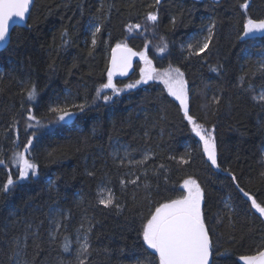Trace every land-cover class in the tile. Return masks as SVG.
<instances>
[{"label": "trees", "instance_id": "obj_1", "mask_svg": "<svg viewBox=\"0 0 264 264\" xmlns=\"http://www.w3.org/2000/svg\"><path fill=\"white\" fill-rule=\"evenodd\" d=\"M242 3L160 0L150 7L154 0H34L27 27L15 26L11 43L0 50V160L5 161L0 183L17 175L13 153L24 151L34 130L28 127L35 124L29 111L44 125L54 123L41 128L26 154L38 174L7 195L0 192V264H77V236L83 241L89 227L85 264H158L155 250L143 242V224L160 203L183 195L189 177L203 190L214 264H244L240 256L264 250V218L239 191L264 203V100L259 99L264 69L257 59L264 53V37L237 39L248 16L264 18V0H249L247 13ZM150 11L158 21L146 34L153 38L149 59L156 68L171 65L184 73L189 114L212 129L219 168L211 166L179 101L161 84L148 81L111 101L92 102L106 81L110 49L125 39L138 52L144 48L147 36L127 37V29ZM213 22L209 48L189 55L187 45L194 51ZM91 24L100 26L95 45ZM138 63L114 82L137 79ZM25 81L35 82V100H28ZM213 97H219L218 105L210 103ZM86 102L84 112L67 123L56 124L48 111L74 110L72 105ZM123 145L128 162L113 156V149ZM133 179L136 183H129ZM101 186L113 190L119 209L98 204ZM56 221L62 227L53 237ZM65 236L68 252L62 247ZM225 249L228 254L215 255Z\"/></svg>", "mask_w": 264, "mask_h": 264}, {"label": "snow or ice", "instance_id": "obj_2", "mask_svg": "<svg viewBox=\"0 0 264 264\" xmlns=\"http://www.w3.org/2000/svg\"><path fill=\"white\" fill-rule=\"evenodd\" d=\"M32 0H0V46L7 48L11 43L10 22L13 18H19L20 21L25 20L26 13L30 10V4ZM160 4V0H154V4L150 7H156ZM239 7L247 13L249 8V0H244V3ZM146 20L155 24L158 21V15L156 12H148ZM176 18H172V23L175 24ZM215 26L213 22L208 28V36L203 43L197 45L193 51V45H187L189 55H200L209 48L212 39V30ZM30 27V25H28ZM137 29L141 26L135 25ZM100 32V26L96 25L94 31H92V44H96V34ZM62 35H66L63 33ZM257 37H264V18L255 19L248 16L243 23V31L237 36L240 41L254 40ZM64 43H68L67 40ZM147 47V46H146ZM167 43L165 42L162 47L159 48L160 53H165L167 50ZM139 55L147 65H151V61L147 58L145 52L136 53L127 45L116 44L112 48V55L110 61V67L107 70V83H104L96 90V96L93 98V103L97 99L102 98L105 102L111 101L113 96H118L122 91L135 88L141 83H147L149 80H162L166 86L167 92L170 96L174 97L176 101H179V107L183 112L184 118L191 125V131L203 144V153L206 155L207 160L210 161L211 166L219 168L220 165L217 162V146L215 137L211 131L206 129L202 124L197 122V118L189 114V90L187 81L184 78V73L179 67L169 69L162 75L156 72L154 68H141V78L135 83L125 85L124 88H119L113 82V77L117 74L123 76L127 74L128 69L131 67V57ZM50 68L52 65L49 66ZM222 67V66H221ZM261 69H264V64H261ZM213 71H219L220 68H213ZM155 73V74H153ZM26 95L29 101L35 100L37 97V86L35 82L25 81ZM244 83V78L241 77V84ZM249 87H251L249 85ZM102 89H110L112 96L102 95ZM259 99L264 100V94ZM211 104L218 105L219 97H213L210 101ZM70 110L68 107H50L48 111L55 116V123L61 122L67 123L77 115V112L83 113L85 108L88 107L87 102L79 105H72ZM28 120L35 121V124H29V128H33V135L27 140V144L24 145V151L13 153V163L17 165V175L15 178L12 174L8 175V179L3 183H0V192L7 195L12 191L16 185L34 177L38 174V165L27 157V153L31 151L30 146L33 144V139L36 138L37 133L41 128H48L54 122L49 121L48 125L42 124L40 120L34 116L31 111L28 114ZM144 159H148V155L144 156ZM122 162V161H121ZM183 163H187L182 159ZM5 161L0 160V166H3ZM231 175L233 181L236 180L235 175ZM93 175V173H89ZM264 177V173H261ZM136 179H139L137 177ZM121 185H124L125 181L121 179ZM129 183L135 184L136 180H130ZM239 188V185H236ZM183 188L187 190L186 195H181L176 199H170L166 202L160 203L155 210L151 212L147 218L146 223L142 228V239L149 249L155 250L158 254V264H214L211 259L213 256V244L210 238L209 229L207 228L202 212V200L203 190L200 184L193 178L189 177L183 181ZM239 191L246 197L250 203L251 208L255 209L261 217H264V203L258 202L257 199L244 191L243 188H239ZM98 204L104 207H116L120 208V204L116 202V197L111 188L101 186L98 190ZM62 227V221L55 222L56 231L52 233L55 237L60 228ZM83 228V224L81 225ZM91 232V227L87 229L84 234L83 241L80 240V236H77V242L80 247L77 254V264H85L86 254L89 253L90 245L88 243L87 233ZM65 242L62 245L65 252L70 250V243L68 237L65 236ZM228 249L223 252H216V256H223L228 254ZM19 253L17 252L16 255ZM84 256L85 259H80ZM239 261H243L244 264H264V250L258 251L255 255H243L238 258ZM27 264V262H25Z\"/></svg>", "mask_w": 264, "mask_h": 264}, {"label": "rangeland", "instance_id": "obj_3", "mask_svg": "<svg viewBox=\"0 0 264 264\" xmlns=\"http://www.w3.org/2000/svg\"><path fill=\"white\" fill-rule=\"evenodd\" d=\"M150 23H152V22H149V21H147V20H143L139 25L141 26L139 29H137L136 27H135V25H133V26H129L128 27V29H127V37L128 36H130L131 34H140V35H146V34H152V29H151V27H150ZM89 30H90V32H92V31H94V24H91L90 26H89ZM147 36V39H146V42H145V46H144V48L142 49V50H140L139 51V53L140 52H145L146 53V55H147V58L149 59V56H148V48H150V47H153V45H152V40H153V38L151 37V35H146ZM205 35L203 34L200 38H199V40L197 41V43H196V45H195V48L197 47V45L198 44H200V43H203L204 42V40H205ZM192 39H194V37L192 36L190 39H189V41H191ZM188 41V42H189ZM119 44H122V45H127V43H126V39L125 40H122ZM147 46V47H146ZM260 57H261V59H260V61H259V54H258V57H257V59H258V63L260 62V64H262L263 62H264V53L262 54V53H260ZM150 60V59H149ZM151 61V60H150ZM152 62V61H151ZM172 67V66H171ZM141 68H154L155 70H156V72H159L160 74H164L168 69H169V66H167V67H164V68H156L154 65H153V63H151V65L149 66V65H147L146 63H145V61L144 60H142L141 58H140V61H139V63H138V77H137V79H135V80H129V81H127L126 83H124V84H122V85H117L115 82H114V79H113V82L117 85V87H119V88H124V86L125 85H128V84H132V83H135L137 80H139L140 78H141ZM172 68H175V67H172ZM153 74H155V73H153ZM149 81H155V82H157V83H159V84H161L165 89H166V86L164 85V83H163V81L162 80H149ZM104 83H107V78H106V81L104 82ZM141 84H143V83H141ZM140 85V84H139ZM101 86V85H100ZM100 86H99V88H100ZM125 89H127V88H125ZM167 90V89H166ZM102 91V95H109V96H112V91L110 90V89H102L101 90ZM262 92H264V89L263 90H261ZM264 94V93H263ZM100 100L101 101H104L102 98H100ZM199 123V122H198ZM201 124V123H200ZM189 126H190V129H191V125L189 124ZM204 126V125H203ZM205 127V126H204ZM206 129H208L209 131H211L212 132V134H213V131H212V129L211 128H207V127H205ZM195 135V134H194ZM198 138V140H199V137H197ZM200 141V140H199ZM200 143L202 144V142L200 141ZM202 146H203V144H202ZM113 156H114V158H116V159H119L120 161H125V162H128L129 160H131V158H130V154H129V149H128V147L127 146H118L117 148H115V149H113ZM187 194V190L185 189L184 190V193H183V195H186ZM82 241V240H81ZM16 264H20L18 261L16 262Z\"/></svg>", "mask_w": 264, "mask_h": 264}, {"label": "water", "instance_id": "obj_4", "mask_svg": "<svg viewBox=\"0 0 264 264\" xmlns=\"http://www.w3.org/2000/svg\"><path fill=\"white\" fill-rule=\"evenodd\" d=\"M33 2L34 0H32L31 4H30V10L28 13H26L25 15V20L24 21H20L19 18H13V21L10 22L11 24V29H10V34H11V31L12 29L15 27V26H19V27H27V21H28V17H29V14H30V11H31V8H32V5H33ZM115 46H113L112 48H114ZM128 48L132 49L133 52H136V53H139L138 51H136L135 49H133L132 47L128 46ZM112 48L110 49L109 51V57H108V67L107 69L110 67V61H111V55H112ZM4 49L3 46H0V50ZM140 61V56L139 55H136V56H132L131 57V67L128 69L127 71V74L126 75H119L117 74L116 76H114L115 78H125L127 77L128 75H130L134 70H135V66H136V63H138ZM264 218V217H262ZM158 255V254H157ZM212 259V258H211Z\"/></svg>", "mask_w": 264, "mask_h": 264}, {"label": "bare ground", "instance_id": "obj_5", "mask_svg": "<svg viewBox=\"0 0 264 264\" xmlns=\"http://www.w3.org/2000/svg\"><path fill=\"white\" fill-rule=\"evenodd\" d=\"M108 70V69H107Z\"/></svg>", "mask_w": 264, "mask_h": 264}]
</instances>
